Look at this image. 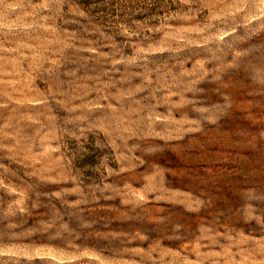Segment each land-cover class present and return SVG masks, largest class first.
Segmentation results:
<instances>
[{"label":"rangeland","instance_id":"1","mask_svg":"<svg viewBox=\"0 0 264 264\" xmlns=\"http://www.w3.org/2000/svg\"><path fill=\"white\" fill-rule=\"evenodd\" d=\"M0 264H264V0H0Z\"/></svg>","mask_w":264,"mask_h":264}]
</instances>
